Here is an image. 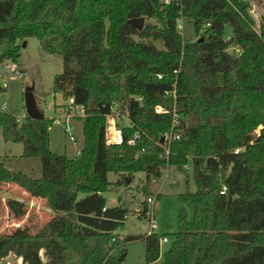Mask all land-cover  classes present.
<instances>
[{
  "label": "trees",
  "instance_id": "obj_1",
  "mask_svg": "<svg viewBox=\"0 0 264 264\" xmlns=\"http://www.w3.org/2000/svg\"><path fill=\"white\" fill-rule=\"evenodd\" d=\"M233 2L237 9L225 0H183L190 25L183 40L174 3L0 0V64L17 61L19 40L36 38L42 54L62 59L53 92L84 113L77 118L84 143L68 157L49 148L52 119L20 121L0 110L3 139L42 164L34 178L0 157V184L18 185L56 213L32 232L27 206L7 199L18 224L0 233V259L13 253L23 264H121L110 250L126 209L104 208L108 172H143L149 182L173 167L187 179L190 168L195 189L186 181L177 194L176 232L145 235L146 264L160 256L162 238L164 264H264V21L257 34L247 4ZM140 16L142 30L127 24ZM113 106L128 122L116 120L123 142L108 145L105 116ZM171 131L180 137L168 140ZM141 205L145 215L146 200Z\"/></svg>",
  "mask_w": 264,
  "mask_h": 264
},
{
  "label": "rangeland",
  "instance_id": "obj_2",
  "mask_svg": "<svg viewBox=\"0 0 264 264\" xmlns=\"http://www.w3.org/2000/svg\"><path fill=\"white\" fill-rule=\"evenodd\" d=\"M259 11L264 13V1L258 4ZM146 23V19H145ZM184 35L190 33V25L185 21ZM25 42V44H23ZM19 57L16 62L4 61L0 64V110H5L14 115L17 120L22 121L26 115L25 111V91L27 87H32V94L38 109L43 116L52 119L49 126V148L51 151L68 157H74L84 143L82 133V120L84 113L80 106H69V101L63 99L62 94L54 93L53 77L61 73L63 64L58 55L42 54L39 50L38 40L29 37L26 40H19ZM162 47L161 43H157ZM21 71L22 76L18 77L17 72ZM121 113L117 121L119 124H126L127 118L120 107L115 109V113ZM258 126L257 129H259ZM257 131V130H256ZM23 147L21 143L5 141L0 129V157L5 159V165L9 168L20 169L29 176L37 178L41 175V161L39 159L22 158ZM173 167H166L163 175L159 178L146 181L143 172H136L133 176H121L119 173L108 172V187L103 193L105 199L104 208L114 209L120 205L126 209V214L117 219L123 222L122 226L113 230L115 243L110 253L120 255L124 253L121 264H146L145 261V235L149 229V215H142V203L148 196H155L153 204L154 219L157 223V234L168 235L178 230L177 212L181 206L177 199V194L185 191L186 181L188 187L194 190L191 169L186 173L174 171ZM168 173L171 176H166ZM125 177H129L128 182ZM123 180V181H122ZM3 185V187H1ZM145 187V188H144ZM11 182L0 184V233L7 232L18 224L9 216L6 200L16 199L27 206L28 212L24 216L25 222L30 230L36 231L55 213L42 199L30 196L24 190ZM147 190V193H144ZM24 191L25 193H23ZM188 217H192V205L184 204ZM148 210L150 206L148 205ZM116 221V220H115ZM136 237V238H135ZM133 238L132 240H128ZM135 238V239H134ZM167 244L161 241L160 256L157 260L149 264H164L162 252ZM41 258L45 260L43 251H40ZM11 264H23L21 258L8 253L0 259V264L4 261Z\"/></svg>",
  "mask_w": 264,
  "mask_h": 264
},
{
  "label": "built area",
  "instance_id": "obj_3",
  "mask_svg": "<svg viewBox=\"0 0 264 264\" xmlns=\"http://www.w3.org/2000/svg\"><path fill=\"white\" fill-rule=\"evenodd\" d=\"M163 5H170V4H176L179 7V16L176 18L175 20V26L177 31L181 34V36L183 37V40L186 39L185 35H184V23H185V17L182 14V6H183V0H159ZM230 6H232L233 8L237 9L236 4L233 2L234 0H225ZM247 4L246 10L247 13L249 15V17L252 19L253 21V25L252 28L256 31L257 34H260V26L262 21H264V13L262 11H259L258 8V4L260 3V1H264V0H242ZM208 24V23H207ZM195 36V35H194ZM230 39L229 35H226L225 40L228 41ZM231 51H238V49L236 47L231 46L229 48ZM23 74L21 71L17 72V76L21 77ZM158 78H160V75H158ZM69 106H72L73 103V99L70 98L69 100ZM81 107V106H80ZM81 109H83L81 107ZM155 110L157 112L162 111V108L160 106H156ZM174 117L175 114H174ZM106 120H105V127H104V140L105 143L108 145L111 144H120L123 142V133H122V129L117 125L116 120L118 119V115L115 113V106H113L112 111L110 113H107L105 116ZM176 124L175 119L173 120L172 126H174ZM180 136L178 133H173L171 131V133L168 135V140L171 139H178ZM128 144L133 145L134 144V138L128 140ZM237 151V150H235ZM166 175V174H165ZM225 187H222V191L224 192ZM155 196H148L146 198V203H147V207L148 205L150 206V209L146 210V214L145 215H149V229L148 232L146 233V235L151 234L152 232L155 231V229H157V223L154 219V214H153V204H154V200H155ZM115 238L112 237V240H114ZM162 242L167 241L166 238H162L161 240ZM3 264H11L10 261L6 260L3 262Z\"/></svg>",
  "mask_w": 264,
  "mask_h": 264
},
{
  "label": "water",
  "instance_id": "obj_4",
  "mask_svg": "<svg viewBox=\"0 0 264 264\" xmlns=\"http://www.w3.org/2000/svg\"><path fill=\"white\" fill-rule=\"evenodd\" d=\"M127 24H129L131 27L134 29L140 31L142 30L144 23H145V17L140 16V17H134L130 18L127 21ZM25 44V42H23ZM25 99V111H26V116L33 120H42L44 118L42 112L38 109L36 105V101L34 99V96L32 94V87H27L24 95ZM164 140V136L161 137V141ZM126 181L128 182L129 177H125ZM133 238H129L128 240H132ZM124 257V253H121L118 257L119 261H122Z\"/></svg>",
  "mask_w": 264,
  "mask_h": 264
}]
</instances>
